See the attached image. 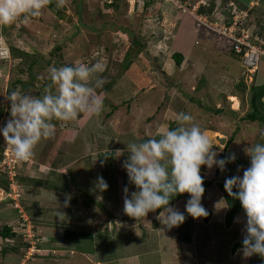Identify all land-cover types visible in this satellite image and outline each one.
<instances>
[{
  "label": "rangeland",
  "instance_id": "374dc122",
  "mask_svg": "<svg viewBox=\"0 0 264 264\" xmlns=\"http://www.w3.org/2000/svg\"><path fill=\"white\" fill-rule=\"evenodd\" d=\"M178 1L182 10L169 0H153L147 8L142 0L129 6L117 0V8L107 7L104 0H65L62 8L48 5L40 17L28 22L20 19L14 24L5 38L11 59L0 64V126L10 118L5 97L9 89L42 95L51 82L47 69L72 61L89 65L98 59L105 61L106 70L101 74L105 83L97 89L104 110L99 121H93L97 116L87 113L75 121H53L54 137L41 141L32 158L13 165L6 163L13 169L10 179L17 174L20 177L18 181L14 177L8 188L0 187V202L6 195L14 200L12 204L8 200L0 204V230L12 224L17 237L9 241L24 253L17 261L12 256L1 259L0 255V264H161V255L170 249L175 259L169 257L172 262L167 264H203V259H196L194 244H174L173 239L171 245L165 235L164 241L159 238L163 233L167 238L176 237V233L172 235L159 223L158 233L154 230L150 221L156 220V212L149 213L155 217L148 214L141 218L147 222L145 227L138 226L141 219L132 223L126 218L123 189L128 184L122 167L127 158L126 145L151 138L153 121L160 127L159 133L173 122L177 126L176 115L181 110L192 115L206 131L214 124L219 126L220 131H210L209 137L218 151L223 150L221 153L226 152L236 129V140L242 146L244 142L245 148L264 140V127L259 122L246 123L230 116L235 112L244 117L250 111L249 86L264 84V4L260 0H252L258 2L254 6L250 0ZM202 8L205 11L201 12ZM92 24L95 30L88 28ZM241 35L245 36V49L239 50L235 47L236 37ZM134 36L143 43L141 50L133 48ZM58 44L66 64L53 49ZM12 48L27 54L17 60L19 52ZM233 48L237 53L244 51V55H233ZM174 53L183 55L180 66ZM31 63L37 67L36 73L28 70ZM170 94L180 108L171 107ZM162 101L165 103L161 108ZM209 108L223 113L206 112ZM152 115L157 118L149 121ZM0 141L1 148L7 146L2 135ZM111 151L113 163L107 160ZM242 158L250 160L245 152ZM102 162L113 177L105 174L111 188L104 192L95 186L99 168L104 169L98 165ZM72 177L76 183L70 180ZM129 189L135 191L132 186ZM66 193L72 197L67 207ZM86 201H90V207ZM12 207L19 212H12ZM62 225L96 227L100 233L94 240H66L61 236ZM115 226L122 229L108 231ZM220 230H225V225L221 224ZM206 232L201 230L203 236ZM6 241L0 236V248ZM219 248L222 252L209 264H256L255 256L242 262L240 254L230 262L231 254L225 247ZM201 253L198 249L197 256Z\"/></svg>",
  "mask_w": 264,
  "mask_h": 264
},
{
  "label": "clouds",
  "instance_id": "9594fccd",
  "mask_svg": "<svg viewBox=\"0 0 264 264\" xmlns=\"http://www.w3.org/2000/svg\"><path fill=\"white\" fill-rule=\"evenodd\" d=\"M49 3L50 0H0V26L40 17ZM55 4L62 8L65 0H55ZM105 70L103 59L91 65L77 62L58 68L51 66L47 69L51 84L42 95L14 90L5 96L10 104L7 109L10 118L0 126V135L7 146L12 147L14 158L18 161L32 158L41 141L54 137L56 124L53 121H75L82 113L99 116L104 103L97 89L105 83L101 75ZM176 124L175 128L162 130L158 139L128 143L127 158L122 164L129 184L136 189L130 191L128 186L124 187V213L138 222L159 209L155 219L167 230L181 226L186 220L185 212L195 219L208 217L209 212L202 203L207 173L202 174V168L210 173L218 167L223 173L226 166L237 159L235 153L218 159L223 150L219 147L217 150L192 115L178 113ZM244 152L250 158V166L243 169L242 176L227 178L224 188L243 209V220H235L243 224L238 251L245 259L264 258V143L251 144ZM95 186L100 192L109 188L102 175L97 177ZM183 194H188L189 198L184 211H180L172 201ZM71 198L70 194H65V207L69 206ZM231 206L223 197L214 205L217 211L230 210Z\"/></svg>",
  "mask_w": 264,
  "mask_h": 264
},
{
  "label": "trees",
  "instance_id": "16d2710c",
  "mask_svg": "<svg viewBox=\"0 0 264 264\" xmlns=\"http://www.w3.org/2000/svg\"><path fill=\"white\" fill-rule=\"evenodd\" d=\"M77 1V0H76ZM122 1V0H121ZM223 2H227L228 0H222ZM261 1V3L262 4H264V0H260ZM122 2H124V1H122ZM142 2H143V4H144V6L147 8V7H149L151 4H152V2H153V0H142ZM107 7H110V6H112V7H118L117 6V0H112V1H109V0H104V2H103ZM139 3H140V1H138V3H137V8L139 7ZM125 4H127V3H125ZM49 6H54L55 5V3L54 2H51L50 4H48ZM128 6V5H127ZM200 11L201 12H203V11H205L203 8L202 9H200ZM60 12V11H59ZM58 12V13H59ZM13 26H14V23L13 24H11V25H7V26H4V33H5V38H7V36L9 35V33H10V31H11V29L13 28ZM88 28H92L93 30H95V26H94V24H92V25H90V26H88ZM11 34V33H10ZM77 34H75V36H76ZM131 35H133V34H131ZM264 35V34H263ZM262 35V36H263ZM73 38V37H72ZM132 44H133V48H136V49H138V50H141L143 47H144V45H143V43L141 42V43H139V41L137 40V36L135 37L134 36V38H133V40H132ZM54 50H58V56H59V58H60V60H62V62H63V64H66V56H64L63 57V54H62V48H61V46L58 44L55 48H53ZM244 49H245V47H244ZM137 50V51H138ZM12 51L14 52H16V51H18L19 52V54H18V58H17V60H20V58L22 57V56H24V55H26L27 53L25 52V51H22L20 48H18V49H14V48H12ZM232 53H233V55H236L237 57H242L243 55H244V51H242V52H240V53H237L235 50H234V48L232 49V51H231ZM29 54V53H28ZM173 58L176 60V63H177V65L178 66H180L181 65V62L183 61V55L181 54V53H174L173 54ZM11 59V56H10V58H8V59H5V60H0V64H3V63H5V62H7V61H9ZM25 61H23V63H24ZM22 63V62H21ZM20 63V64H21ZM20 64H18V65H20ZM69 65H73L74 63H73V61L72 62H69L68 63ZM21 67H23L22 65H20ZM28 68V70H30V71H32V73H36V70H37V67H35L34 65H33V63H31V64H29V66L27 67ZM1 81H2V78H1ZM20 83H23L22 81L20 82ZM13 84V83H12ZM27 84H29V83H27ZM51 84V82H49V85ZM48 85V86H49ZM244 85V88H247V85L246 84H243ZM29 86V85H28ZM11 88H13L12 86H10ZM27 87V86H26ZM249 88H250V99H249V104H250V111L244 116V117H242L241 118V120L242 121H249V122H259L262 126H264V84H262V85H257V84H252L251 86H249ZM13 90L12 89H9L8 90V94H10L11 92H12ZM179 97V96H178ZM174 100H176V99H173V101H172V105H173V107H174ZM194 101V100H193ZM165 102L164 101H162L161 102V104H160V107H161V105H163ZM199 103V102H198ZM8 105H10L9 104V102H8ZM176 106V105H175ZM162 108V107H161ZM176 108H180V107H178V105L176 106ZM207 111H209V112H211L212 114L213 113H215V114H217V113H221L222 111L220 110V109H214V111H212V109H208ZM180 112H185V111H183V110H181ZM97 119H95L94 118V120L93 121H95V120H97V121H99V120H101V118H99L98 116L96 117ZM154 116H152L150 119H149V121H153L154 120ZM96 121V122H97ZM176 126L174 125V122L170 125V127L168 128V129H171V128H175ZM213 129H216V128H213ZM237 132H238V129H236V131L234 132V134L230 137V139H229V141L227 142V144H226V150L228 149V147H229V145L231 144V142H233L234 140H235V136H236V134H237ZM0 143H1V141H0ZM258 143H264V140H261L260 142H258ZM0 160L3 158V156H4V147H2L1 148V146H0ZM112 152V151H111ZM113 152L112 153H109L108 155H107V160L110 162V163H113L114 162V158H115V156L113 157ZM228 156V154L226 153V152H224V153H221L220 154V156H219V159L220 158H225V157H227ZM102 161V160H101ZM98 165H101L100 167H103L104 169H105V163L104 162H102V163H98ZM102 169V168H99V170H98V172H99V174H100V176L102 175V173L104 174V175H102L103 176V178L106 180L107 179V176L109 175L110 176V173H107V170L105 169ZM72 172V171H71ZM105 172V173H104ZM108 174V175H105V174ZM6 177H7V175H6ZM5 176H3V175H0V187H5V188H8L9 187V185H10V183H11V181H10V179L7 177L6 178ZM19 175L16 177V179H17V181L19 180ZM110 177H112V176H110ZM223 177V178H222ZM72 182H74V183H76V181H75V179L72 177L71 179H70ZM107 181H109V179L107 180ZM127 184H128V186L130 187V186H132V188H134L135 189V186H133V185H130L129 184V179H128V176H127V182H126ZM224 183H225V181H224V176H223V173L219 170V168L217 167L216 168V170H215V175H214V177L212 178V179H205V184H204V187H205V189H206V191H205V194L207 193V191L211 188V187H213L214 185H216V186H218V188L222 191V193H223V195H224V198L226 199V200H228L229 202H230V204L232 205L231 206V208H230V210H227V212H226V217H225V222H224V225H225V228H229V227H231L232 225H233V223H234V221H235V217H236V215L237 214H242L243 216H244V214H243V209H242V206H241V204H240V202L238 201V200H233L232 199V197H229L228 196V193L225 191V188H224ZM108 185H109V189L111 188V184L110 183H108ZM136 190V189H135ZM111 191V190H110ZM234 191H236L235 189H234ZM111 193V192H110ZM88 198L89 199H91V201L92 202H94L93 200H92V198L90 197V196H88ZM189 197H188V194H183V195H180V196H178L177 198H175L173 201H172V205H174V204H176L177 202H179L180 200H186L187 201V199H188ZM6 200H8V203L9 204H12L13 202H14V200H12V199H8V198H6L5 200H3L2 202H0V204H4V201H6ZM85 204L87 205V206H89V204H90V201H86L85 202ZM90 207V206H89ZM25 208V207H24ZM12 212H19V210L18 209H16L15 207H12ZM161 210H157L156 211V213L157 214H159V212H160ZM184 211V210H183ZM185 215H186V220H185V222L181 225V226H179V227H177L176 228V230H175V233H176V237H177V240L174 242V244H178V241L179 242H181V243H186V244H190V243H192L195 239H194V234H195V229H194V218H192L191 216H189V215H187V213L185 212ZM210 216H211V213L209 212V215H208V217H206V218H204V221H208L209 220V218H210ZM127 219H129L130 221L132 220L133 221V223H135V220L134 219H130L129 217H126ZM131 221V222H132ZM145 223H147V222H145ZM150 224H152V223H150ZM135 226V225H134ZM132 227V226H130L131 228H135V227ZM138 226H143V227H145L146 226V224H142V225H138ZM152 226H154L153 228H154V230L158 233V231L155 229V225L154 224H152ZM61 227V229H62V233H61V236L64 238V239H66V240H79V241H82V240H94L95 239V237L98 235V233H100L99 231V228H96V227H92V228H84V227H82V226H78V225H76V226H64V225H62V226H60ZM130 227L128 228V229H130ZM119 229H122V227H118L117 228V226H115V228H113V229H111V230H108V231H110L111 233H113V232H115V230L117 231V230H119ZM131 230V229H130ZM105 231H107V230H105ZM148 232H151V230L149 231L148 230ZM141 235L143 236V237H145L146 236V232L144 231V230H142L141 231ZM0 236L1 237H3V239H4V241H6V243L5 244H3L2 246H1V248H0V250H1V252H0V255H1V259H6V260H8V259H11V257L10 256H12V258H15L14 260L15 261H17V260H20L21 259V255L24 253V251H22V250H20L18 247H17V245H13L12 243H10V241L9 240H13L14 238H16L17 237V232H15L14 230H13V226H12V224L10 225V223H8V224H5V226H3L2 227V229L0 230ZM150 239H151V237H149ZM140 240V239H139ZM141 241V240H140ZM241 241H242V239L241 240H238V241H236L232 246H231V248H230V252H231V254H234V253H236V252H238V250L241 248ZM161 243V242H160ZM103 244V243H102ZM171 244V243H170ZM172 245V244H171ZM206 245H209V241H208V239H205L204 240V242H202V243H199V252L201 253L202 252V248H206V247H203V246H206ZM172 247V246H171ZM158 248L160 249V246L158 245ZM173 250V249H172ZM88 252V251H87ZM168 254H170V253H168ZM173 254H174V256H175V253H174V250H173ZM93 255H95V254H93ZM37 257L38 258H44L45 259V257H43V256H40L39 257V255H37ZM260 258V259H259ZM160 260H161V257H160ZM3 261V260H2ZM261 261H262V258L261 257H259V256H255V263L256 264H261ZM262 264H264V262L262 263Z\"/></svg>",
  "mask_w": 264,
  "mask_h": 264
},
{
  "label": "crops",
  "instance_id": "0c3cea01",
  "mask_svg": "<svg viewBox=\"0 0 264 264\" xmlns=\"http://www.w3.org/2000/svg\"><path fill=\"white\" fill-rule=\"evenodd\" d=\"M250 1H251V3H250L251 6L252 5L254 6L255 3H253L252 0H250ZM257 4H258V2H256L255 5H257ZM170 96H172V101H173L174 95L170 94ZM164 99L169 101V98H167V97L164 98ZM172 101L171 100L169 101V103L171 104V107L173 106L172 105ZM194 103H196V102H194ZM205 111L209 112L207 110H205ZM221 113H223V112H221ZM149 114H151V113H149ZM163 116H164V114H163ZM163 116H158V118L159 119H163ZM230 116L233 117L234 119H236L238 117L237 121L238 120L242 121L241 120L242 117H240L235 112H233V113L230 112ZM155 118H157V117H155ZM242 122H246L247 123L249 121H242ZM250 123H257V121L256 122H250ZM152 127H153V129H152V133H151V135H152L151 138L156 137V139H157L159 137L158 135L160 134L159 133L160 132V130H159L160 127L156 124V121L155 122L153 121V126ZM213 128H216V129H213ZM202 130L205 131V132L208 131L207 134L209 135L210 131L211 132H219L220 128H219L218 125L214 124V126L212 127L211 130L207 129V131H206L204 128ZM235 137H236L235 140L233 142H231V144L229 145L228 149L226 150V153L228 155H229V153H235L237 159H236V161L234 163H229L226 166V171L223 172L224 181L227 178H230V177L235 176V175H241L242 176L243 175V169L250 166V160L249 159L245 160V159L242 158V155L244 153V148H245L244 142H243L244 146H242V143L239 142L238 140H236L237 136H235ZM153 139H155V138H153ZM233 145H235V146L233 147ZM219 156H218V159H219ZM238 169H239V171H238ZM215 170H216V168H214L210 173H208L206 168H202V174L207 173L205 175V179H212L214 177V175H215ZM222 197L224 198V195H223L222 191L218 188V186L214 185L213 187H211L207 191V193L204 195V198L202 200L203 206L206 208V210L208 212L211 213V216H210L209 220L206 222V221H204V217L199 218V219H195L194 218V229H195L194 239L195 240L192 243H190L189 245H193L194 244L196 246V247L193 246L194 249H195L196 259L198 261L199 260L201 261L203 259V264H209L211 261H215V259L218 257V254L220 252H222V251H218L220 249L219 247H225L226 251L231 254V252H230L231 246L236 241L242 239V227H243L242 223H236L234 221V223H233V225L231 227L225 228V230H220V225L221 224L224 225V216H226L227 210L217 211L215 209L214 205ZM185 203H186V200H180L179 202H177L173 206L176 207L178 210L183 211ZM155 214L158 215L157 213H155ZM149 215H150L149 217H155V216H152V214H149ZM236 218H240L241 221H242L244 216L242 214H237L236 217H235V220H236ZM143 220H145V219H141L140 222H138V223L140 225L145 224V221H143ZM132 223H133V221H132ZM150 223L155 225V229L156 230L158 229L156 223L157 224L159 223L161 225V228H163L164 230H167V229L164 228V226L159 221L153 220V221H150ZM175 230H176V228H173V229L167 230V231H169V232L172 231L171 233H172V235H174L175 234ZM201 230H206L207 231L205 236H203L201 234ZM164 235L166 237L165 239H168L169 243H171V244H172V240L173 239H174V242L177 240V237L168 236V238H167V234L166 233H163L162 237H159V238L163 240L164 239ZM205 239H208L209 245L203 246V247H206V248H202V253L197 256V250L199 249L198 245H199V243L204 242ZM208 248L209 249L211 248V249L208 250ZM168 253H170V254H168ZM239 254L241 255V258H242L243 256H242V254L239 251L234 253V254H231L232 261H230V262H235V257L239 256ZM169 257L170 258L172 257V259L173 258L175 259V256L173 254L172 249H170L167 253H163V255H161V261H162L161 264H167L169 262H172V259L169 260ZM246 260L247 259L244 258L242 260V262H244ZM218 261H219V259H218ZM226 261H224V262H226ZM96 262L97 263H101L100 261H96ZM263 262H264V258H262L261 264ZM217 263L219 264L220 262H217Z\"/></svg>",
  "mask_w": 264,
  "mask_h": 264
},
{
  "label": "built area",
  "instance_id": "2783aa9c",
  "mask_svg": "<svg viewBox=\"0 0 264 264\" xmlns=\"http://www.w3.org/2000/svg\"><path fill=\"white\" fill-rule=\"evenodd\" d=\"M122 1H124L125 3H127L128 6L131 5V4H133L134 2H136V0H122ZM169 1L174 2L179 9L182 8V5L180 4V2L178 0H169ZM51 2H55V0H50V3ZM205 4L206 3H203L202 5H205ZM199 6L200 5H198V7ZM197 10H198V8H197ZM17 22H15V23H17ZM237 37H236V40L237 41H236V46L235 47L238 48L239 50H241V49H243L245 47L244 46V42L242 41V40L245 39V36H244V38H243V35H241L238 38ZM10 53H11L10 52V49H8V46L6 45V39H5V35H4V26H0V60H5V59L10 58V55H11ZM11 148H12L11 146H5L4 147L5 153H4L3 158L0 160V174L3 175V176H5V177L7 175V177L9 179H10V175L13 174V169L11 167L7 166L6 163L9 164V165H13L15 163L18 164V163H21L22 162V161H18V160H16L14 158ZM17 176H18V174L16 176H14L15 179H16ZM14 177H12L10 179V181H12V179ZM10 185H11V183H10ZM8 197L9 196L6 195L5 198H8ZM5 198H3V199H5ZM17 207H18V205L16 206V208Z\"/></svg>",
  "mask_w": 264,
  "mask_h": 264
},
{
  "label": "bare ground",
  "instance_id": "6f19581e",
  "mask_svg": "<svg viewBox=\"0 0 264 264\" xmlns=\"http://www.w3.org/2000/svg\"><path fill=\"white\" fill-rule=\"evenodd\" d=\"M234 101H236L237 99L235 97L232 98Z\"/></svg>",
  "mask_w": 264,
  "mask_h": 264
},
{
  "label": "water",
  "instance_id": "95a60500",
  "mask_svg": "<svg viewBox=\"0 0 264 264\" xmlns=\"http://www.w3.org/2000/svg\"><path fill=\"white\" fill-rule=\"evenodd\" d=\"M67 16V14L66 13H64V17H66Z\"/></svg>",
  "mask_w": 264,
  "mask_h": 264
}]
</instances>
